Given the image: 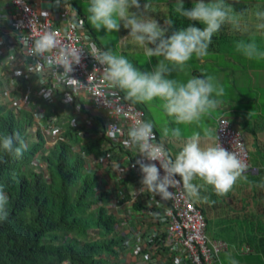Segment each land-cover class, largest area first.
I'll return each mask as SVG.
<instances>
[{"label": "clouds", "instance_id": "9594fccd", "mask_svg": "<svg viewBox=\"0 0 264 264\" xmlns=\"http://www.w3.org/2000/svg\"><path fill=\"white\" fill-rule=\"evenodd\" d=\"M55 2L59 6L63 0ZM143 7L146 9L148 5L145 3ZM132 9H141L140 0H88L87 21L97 31L102 28L109 33L119 31L121 24L125 29H130L128 36L133 43L145 47L147 57L161 58L152 71H141L126 57L115 54L111 49L102 50L94 43L85 47L94 60L103 66L102 78L106 87L118 89L131 104H151L159 100L165 116L177 125L170 128L166 122L160 141L156 139L154 123L150 120L135 118L128 126L124 143L136 149L143 158L136 161L142 174L139 193L148 192L153 199L158 195L161 201H167L175 195L169 188H181L187 199L207 203L209 197L201 193L207 192L210 186L217 196H226L238 180L247 179L244 175L247 164L235 151L230 152L222 147L217 133L204 126V118L210 117L220 107L225 88L211 75L192 76L186 82L169 77L174 71H184L193 57H206L212 38L221 30L222 25L229 24L234 30H240L244 13L236 12L226 0H195L191 9L184 7L183 0H178L174 12L188 21L200 22L203 27L189 24L166 35L168 30L157 21L143 17ZM254 17L257 21L255 29L264 33V11L257 10ZM168 23L171 25L172 21ZM24 45L28 47V56L42 58L34 65H27L28 72L35 73L37 69L46 66V72L61 85L59 91L64 87L72 89V94L66 97L68 102L80 88L88 86L70 75L74 71L73 66L80 64L85 48L61 41L51 29L34 37L26 36ZM235 48L249 60H264V49L255 38L237 41ZM15 59V56L10 55L5 64ZM61 68L63 71H58ZM16 75L21 73L17 71ZM38 83L48 85L47 79L40 77ZM53 91L56 90L48 87L45 95H51ZM179 125H194L201 128L202 133L193 131L187 135L180 150L173 154L165 147L164 141L181 140ZM114 127L110 125L109 129ZM28 148L27 141L19 132L0 134V153L19 159ZM4 155H0V163L7 162ZM144 161H158L160 167ZM161 168L163 175L160 173ZM177 176L179 180L175 178ZM8 204L9 197L0 185V222L8 219ZM230 264H238V261L231 259Z\"/></svg>", "mask_w": 264, "mask_h": 264}, {"label": "built area", "instance_id": "2783aa9c", "mask_svg": "<svg viewBox=\"0 0 264 264\" xmlns=\"http://www.w3.org/2000/svg\"><path fill=\"white\" fill-rule=\"evenodd\" d=\"M9 2L17 12L18 19L9 24L8 37L18 42L22 51L18 57L19 62H15V59L5 64L7 56L5 55V58L2 56L7 54V49L0 44L2 58L0 65L3 68L6 65L11 67L13 63L16 65L15 73L8 74V80L5 81L9 89L5 93L8 101L4 104L15 112L19 110L31 112L34 121H39L48 148L54 146L58 140L71 145L68 140L61 137L67 126L76 128L82 142L87 141L90 136L92 137L88 130L94 120L100 121V133L97 135L105 138L100 148L103 155L97 161L100 186L108 193V206L115 214V228L125 237L127 252L123 261L126 264H221L219 255L229 250V244L224 240L211 241L208 238L203 211L183 195L181 188H169L175 195L173 199L167 201H161L158 195L153 199L152 194L148 192L139 193L142 174L136 161L143 158L136 149L126 146L124 141L127 139V129L132 120L135 118L144 120V113L140 108L121 98L117 94V89L106 87L102 78L103 66L94 60L85 47L90 41L84 35L83 20L78 12L71 6H64L53 17H41L36 1L9 0ZM48 29L54 30L61 41L69 42L77 48H85L80 64L73 66L74 71L70 75L88 86L80 88L70 102L66 97L72 94V89L64 87L59 91L61 85L46 72V66L44 69H37L35 73L28 72L26 68L27 65H34L42 58L28 56L24 38L29 35L34 37ZM97 69L99 71H94ZM17 71L21 75L17 76ZM58 71L62 72L63 69ZM38 76L47 79L48 85L39 84ZM48 87L56 91L46 96ZM32 105L35 110H28ZM47 108L52 115L47 121L48 126L44 127L41 118L46 114ZM110 125L115 127L109 129ZM33 130L36 131L34 127ZM215 132L221 146L230 152L235 151L247 164L245 173L252 172L246 142L229 120L218 118ZM72 146L75 152L79 151V145ZM85 158L89 163L90 157ZM144 162L155 163L158 168L160 167L158 161ZM160 173L164 174L162 168ZM175 178L180 179L179 176ZM106 179L110 182L105 184L102 180ZM242 251L251 252L249 247H244Z\"/></svg>", "mask_w": 264, "mask_h": 264}, {"label": "trees", "instance_id": "16d2710c", "mask_svg": "<svg viewBox=\"0 0 264 264\" xmlns=\"http://www.w3.org/2000/svg\"><path fill=\"white\" fill-rule=\"evenodd\" d=\"M4 77L8 80L0 72V83ZM45 113L41 124L47 127L52 113L48 108ZM33 123L31 112L0 103V134L19 132L29 145L19 159L0 153L7 161L0 163V185L9 197L8 219L0 222V264H126L125 237L115 228L108 193L100 186L97 161L105 141L97 135L100 121L94 120L87 141L67 126L61 137L71 145L58 140L49 148L40 128L29 132ZM257 231L248 240L250 253L264 257V226Z\"/></svg>", "mask_w": 264, "mask_h": 264}, {"label": "crops", "instance_id": "0c3cea01", "mask_svg": "<svg viewBox=\"0 0 264 264\" xmlns=\"http://www.w3.org/2000/svg\"><path fill=\"white\" fill-rule=\"evenodd\" d=\"M32 1L38 2L41 17H53V15L58 13L64 6H71L78 12L80 16H82V11L80 12L79 10L80 8L70 2H61L59 6H57L55 0ZM177 2L178 0H140L141 9H132L131 11H137L143 17L157 21L162 28L168 30L166 35H170L172 31L186 27L189 24L202 28L203 25L200 24V22L188 21L186 18L180 17L174 12ZM205 2H208V0H205ZM145 3L148 5L146 9L143 7ZM183 3L185 8L191 9L195 3V0H183ZM226 3L232 5L236 12L244 13L243 19L241 21V29L234 30L229 24L222 25L221 30L214 34L212 38V43L208 49V55L202 59L193 57L191 60L195 62H188L184 71H174L169 78L176 79L180 82H186V80L192 76L199 77L211 75L215 77L219 84L224 86V84L227 83L228 86H232V92L228 93L227 91V93L221 98L222 103L216 112H214L210 117L204 118V126L213 129L215 132L216 120L221 117L228 119L232 127L241 134L244 142H246L248 151L250 153L252 172L244 173L247 179L238 180L237 184L226 196H217L214 192H212V189L209 186L207 192L202 191L201 193L202 195H207L209 197L208 202H193L202 211L203 209L206 211H214L218 210V208L221 206H228L229 210L233 211L235 216L238 213L241 214L234 219L242 221V223L244 221L245 224L243 223L241 225L242 227H248L249 225L246 224V221L249 220L251 221L250 226L260 228L264 226V187L260 186L264 185V123H258L259 117L261 116L259 111L254 112L248 110L244 106L245 98L239 89L244 87L245 78L242 72L240 70L238 72L237 68H235L240 66V64L242 65V63L228 62L231 67H222L217 65L216 62H211V58H213V55L215 57L227 56V58H230L233 53L229 52H237L235 48V43L237 41H247L251 38H255L260 44L261 48L264 49V33H261L255 29V24L257 21L254 17V13L257 10L264 11V0H226ZM83 18L85 17L83 16ZM17 19L18 14L11 7L9 0H0V44H3V47L7 49V54H4L2 57L5 58V55L7 57L10 55L15 56V62H19L18 57L20 56L22 50L19 48L18 42L16 43L11 37H8L10 36L8 28L9 24L14 23ZM169 20L172 21L171 25L168 23ZM119 31L122 36V44L131 47V49L132 47H136V49L138 48L137 50H140V52H142L146 58V62L143 64L150 65V71H152L158 60L161 58L152 57L154 58L152 60L151 58L147 57L145 53V47L133 43L131 38L128 36L130 29L121 28ZM90 43L92 42L90 41ZM149 47H152V45H149ZM99 48L104 50V47H102L100 44ZM195 63H197L196 66ZM14 64L15 63H13L11 67L10 65H6L4 68L0 65V72H6V77L7 74L10 75V73H15L16 65ZM190 64H194L193 68ZM252 72L247 69L251 86H253V80H255L253 79L254 77ZM4 83L2 84L1 81L0 85H5ZM247 100L251 101L253 98H248ZM133 105L138 106L142 110L144 113V120H150L154 123V133L156 135L157 141H160L162 128L165 126L166 122L170 128L177 127V125L171 121V118L165 116L162 109H159L156 119L153 120L149 117L152 116V114L144 107L146 105L139 104L141 107L137 104ZM250 114L255 115L256 119L251 118ZM179 127L182 131L181 140L170 142L166 139L164 141L165 147L173 154L180 150L183 139L187 135H190L193 131H201L202 133V129L197 128L194 125H179ZM196 182L198 183L199 181ZM255 222H259V224ZM232 226H239V224L236 223ZM243 248L244 247L241 248V252L244 254L242 251Z\"/></svg>", "mask_w": 264, "mask_h": 264}, {"label": "rangeland", "instance_id": "374dc122", "mask_svg": "<svg viewBox=\"0 0 264 264\" xmlns=\"http://www.w3.org/2000/svg\"><path fill=\"white\" fill-rule=\"evenodd\" d=\"M70 2L72 4H75L80 9V13L83 18V26L85 29V37L94 43L96 46L99 47V44L104 47V50L111 49L115 54L122 55L126 57L130 62L134 64L135 67L139 68L141 71H150L151 66L147 64H143L146 62L145 55L140 52V50H137L136 47L131 49L129 46H125L122 44L121 40V33L120 31H112L111 33L107 32L105 29H100L97 31L94 29L87 21V12L86 8L88 5V0H63V3ZM69 5V4H64ZM86 20V22H85ZM88 25V26H87ZM124 29L123 25H121L120 29ZM124 42V40H123ZM233 53L230 58H227V56H214L211 58V62H216L217 65L222 67H231L228 62H241L242 65L237 66L238 72L239 70L242 72L245 80H244V87L240 88L239 91L244 95V106L251 111H259L261 113V116L259 117L258 123L263 124L264 122V60H249L245 56H243L239 52H229ZM152 60L154 58H151ZM189 62H195L190 60ZM193 68V65L190 64ZM197 63H195V66ZM247 69H249L252 72L253 75V86H251V81L249 79V74L247 73ZM230 79V78H229ZM5 82V77L2 78V84ZM5 85L8 83L5 82ZM0 85V103L8 101L5 96L6 92L8 91V86ZM230 87V88H229ZM225 88V94L232 92V86H228L227 83L224 84ZM242 89V90H241ZM117 94L124 99V94L120 92L117 89ZM224 94V95H225ZM248 98H253V100L248 101ZM139 105V104H137ZM146 106L145 109H148L149 112L152 114V116H149L153 120L156 119L157 113L160 108V101L154 100L151 104H144ZM140 106V105H139ZM138 107V106H137ZM141 107V106H140ZM139 108V107H138ZM143 109V108H142ZM21 114L24 115V112ZM22 115V116H23ZM27 115V114H26ZM25 116V115H24ZM251 118H255V115L250 114ZM257 122V121H256ZM33 126L35 130L39 127L40 124L39 121L35 120L33 123ZM31 134L33 132V128L29 131ZM36 134V133H35ZM43 135V134H42ZM46 137V134H44ZM36 138H38L36 136ZM35 138V141L38 140ZM45 148H48L45 146ZM102 182H105V184L108 181L102 180ZM203 213L207 222V228H206V234L208 238L211 241H217V240H224L229 244V250L227 252L221 253L219 255V258L221 259V264H230L231 259H235L238 261V264H264V257L258 253L245 252L244 254L241 252L242 247H249L248 240L252 239L253 236H259L258 231L256 227L250 226L251 221L247 220L246 224L249 225L248 227H242L241 225L245 222L238 221L234 218H237L239 214L234 215L233 211H230L228 206H221L218 208V210L214 211H206L203 209ZM230 218V219H229ZM238 223L239 226H232L233 224ZM258 223L259 222H255ZM232 224V225H231ZM255 228V229H253ZM245 238V239H243ZM253 250V249H251ZM260 258L263 259L262 262L260 261Z\"/></svg>", "mask_w": 264, "mask_h": 264}]
</instances>
